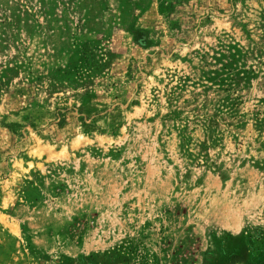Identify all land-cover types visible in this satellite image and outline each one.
<instances>
[{
  "label": "rangeland",
  "instance_id": "obj_1",
  "mask_svg": "<svg viewBox=\"0 0 264 264\" xmlns=\"http://www.w3.org/2000/svg\"><path fill=\"white\" fill-rule=\"evenodd\" d=\"M0 264H264V0H0Z\"/></svg>",
  "mask_w": 264,
  "mask_h": 264
}]
</instances>
